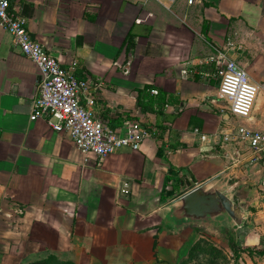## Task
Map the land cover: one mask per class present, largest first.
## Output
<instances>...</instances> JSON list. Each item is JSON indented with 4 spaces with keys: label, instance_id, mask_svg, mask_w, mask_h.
Wrapping results in <instances>:
<instances>
[{
    "label": "crops",
    "instance_id": "1",
    "mask_svg": "<svg viewBox=\"0 0 264 264\" xmlns=\"http://www.w3.org/2000/svg\"><path fill=\"white\" fill-rule=\"evenodd\" d=\"M9 2L35 41L92 82L96 118L154 133L138 151L99 158L46 118L31 121L39 71L0 27V261L170 264L190 222L217 217L221 200L238 212L239 192L264 188V166L224 140L239 124L264 132V0ZM220 54L259 86L246 120L218 96ZM194 190L216 200L211 213L198 216L197 196L189 216Z\"/></svg>",
    "mask_w": 264,
    "mask_h": 264
},
{
    "label": "built area",
    "instance_id": "2",
    "mask_svg": "<svg viewBox=\"0 0 264 264\" xmlns=\"http://www.w3.org/2000/svg\"><path fill=\"white\" fill-rule=\"evenodd\" d=\"M192 4L193 0H187ZM0 27L8 32L20 53L35 64L39 71L37 94L32 102L31 121L46 118L52 130L66 133L82 154L99 158L121 149L138 151L154 130L141 122H128L121 129H113L90 111L93 101L86 95L92 82L79 79L73 68L63 67L45 48L35 41L27 28V20L10 5L0 0ZM219 79L218 96L225 101L230 114L238 120L251 116L259 86L233 60L218 55L211 59ZM151 94L157 95L156 90ZM86 100L83 103V100ZM201 140H205L202 136ZM225 142L240 144L252 153L250 161L264 166V132L239 124L226 134ZM126 193V191H124Z\"/></svg>",
    "mask_w": 264,
    "mask_h": 264
},
{
    "label": "rangeland",
    "instance_id": "3",
    "mask_svg": "<svg viewBox=\"0 0 264 264\" xmlns=\"http://www.w3.org/2000/svg\"><path fill=\"white\" fill-rule=\"evenodd\" d=\"M248 186L251 191H246V196L239 192L233 199L241 206L240 211L224 212L221 207L217 217L190 222L188 233L170 258V264H236L230 239L240 248L248 249L239 253L240 264H264V188H260L259 183ZM21 257L14 255L0 264H51Z\"/></svg>",
    "mask_w": 264,
    "mask_h": 264
},
{
    "label": "water",
    "instance_id": "4",
    "mask_svg": "<svg viewBox=\"0 0 264 264\" xmlns=\"http://www.w3.org/2000/svg\"><path fill=\"white\" fill-rule=\"evenodd\" d=\"M197 196H199V198L201 197V203H203L204 204V212L202 213V214H200V215H198V214H194V212H193V208H192V206H193V203H194V201H195V199H196V197ZM209 200H211V201H216L215 199H213V197H208V196H206V195H203L202 194V191L201 190H194V191H192V192H190L187 196H185V198H184V200H183V202L186 204V209H187V213L189 214V216H196V215H198V216H205L207 213H211L210 211H209V208H210V206H209V204H208V201ZM213 203V202H212ZM224 209V210H226V211H228V205H227V203L224 201H220V206H219V208H220V210L222 209V208ZM216 208V206L214 205V209Z\"/></svg>",
    "mask_w": 264,
    "mask_h": 264
},
{
    "label": "trees",
    "instance_id": "5",
    "mask_svg": "<svg viewBox=\"0 0 264 264\" xmlns=\"http://www.w3.org/2000/svg\"><path fill=\"white\" fill-rule=\"evenodd\" d=\"M130 41V40H129ZM130 45V43L128 44V46ZM132 46V45H131ZM230 241V244H231V248H232V251H233V253H234V255H235V257H236V264H240L239 263V257H238V255H239V253L240 252H242V251H246V250H248V249H242V248H240L236 243H235V241L233 240V239H230L229 240ZM250 250V249H249ZM262 253H264V252H262ZM41 262H43V263H48V262H51V264H73V263H71V262H68V261H59V260H57L54 256H48V257H46V258H44V259H41L40 260V263ZM61 262H64V263H61Z\"/></svg>",
    "mask_w": 264,
    "mask_h": 264
}]
</instances>
